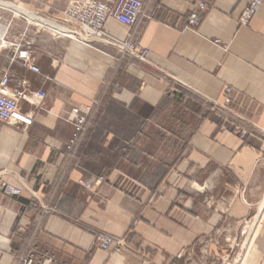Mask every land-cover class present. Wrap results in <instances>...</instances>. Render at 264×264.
<instances>
[{
  "label": "crops",
  "instance_id": "crops-1",
  "mask_svg": "<svg viewBox=\"0 0 264 264\" xmlns=\"http://www.w3.org/2000/svg\"><path fill=\"white\" fill-rule=\"evenodd\" d=\"M246 5L146 0L135 26L106 24L146 55L51 34L31 51L40 73L17 54L0 64L33 118L0 122V264L32 249L57 264H264V5L241 26ZM74 109L90 124L71 153ZM101 233L125 247L101 249Z\"/></svg>",
  "mask_w": 264,
  "mask_h": 264
},
{
  "label": "built area",
  "instance_id": "built-area-1",
  "mask_svg": "<svg viewBox=\"0 0 264 264\" xmlns=\"http://www.w3.org/2000/svg\"><path fill=\"white\" fill-rule=\"evenodd\" d=\"M146 0H73L68 3L62 11V19L56 23L65 30L74 34L77 40L96 41L107 40L115 45H120L124 50L131 51L134 55H146L147 50L139 45H134L128 42L119 43L109 40L106 31V24L110 18L117 20L128 26H135L142 17H145ZM264 5V0H247V5L243 9L239 23L241 26H249L257 14L259 8ZM200 9L205 8L204 3L199 4ZM200 14L194 12L189 17V24L196 26L199 23ZM69 27H67V26ZM53 31H55L53 29ZM56 33L58 31H55ZM59 33V32H58ZM65 35L64 33H60ZM91 39V40H87ZM17 56L23 60L25 64L34 72L40 73L39 66L32 61L31 51L22 49L17 46ZM14 60V58L12 59ZM227 91H230L228 88ZM23 93L14 91L11 88V77L7 72L0 77V122L12 126H31L33 122L32 116L24 112L19 105L20 96ZM35 95L44 99L46 92L39 91ZM89 112H81L74 109L68 120L73 125V131L68 139L66 149L69 152H75L76 148L84 138L90 124ZM249 131L245 128L240 129L239 135L245 138ZM101 182V179H99ZM7 193H13L14 190L9 186ZM97 244L101 249L111 250L115 248L121 250L125 247V239L118 238L109 233H101L97 237ZM21 264H57L54 255L48 252H39L37 249L30 250L21 259Z\"/></svg>",
  "mask_w": 264,
  "mask_h": 264
},
{
  "label": "rangeland",
  "instance_id": "rangeland-1",
  "mask_svg": "<svg viewBox=\"0 0 264 264\" xmlns=\"http://www.w3.org/2000/svg\"><path fill=\"white\" fill-rule=\"evenodd\" d=\"M0 2L21 7L27 11L35 13L36 15V17L30 21L23 14L17 15L13 8L0 5V25L6 28L4 35L5 43L4 45H0V64L4 67H6L8 62L13 59L14 55H16L17 46H21L22 49H29L30 51H39L38 49L45 44L44 39L49 35L54 34L55 36H65L58 32L56 33L52 29L43 25L44 20L51 21L52 23H58L57 21L62 19V15L50 16L44 12L35 11L29 8V5L33 6L36 2H38L37 5H42L43 0H0ZM36 23H40L42 25ZM65 31L66 30L64 28L63 30H60L61 33H64ZM3 125L12 126L7 124ZM8 187L9 186H6L5 189L7 190ZM6 190L5 192L7 193Z\"/></svg>",
  "mask_w": 264,
  "mask_h": 264
},
{
  "label": "bare ground",
  "instance_id": "bare-ground-1",
  "mask_svg": "<svg viewBox=\"0 0 264 264\" xmlns=\"http://www.w3.org/2000/svg\"><path fill=\"white\" fill-rule=\"evenodd\" d=\"M0 5L13 8L15 10V13L17 15L23 14L30 21H32L34 19V17H36L33 12L27 11V10L21 8V7L9 5V4H4V3H1V2H0ZM43 25L47 26L48 28H50L52 30L54 29L55 31L60 30V29L56 28L51 21H48V20H44V24ZM56 25L58 26V24H56ZM5 31H6V28L0 25V45H4V43H5V40H4ZM64 34L67 35V36H69V37H73L74 39L76 38V36H74V34H72L71 32H69L67 30L64 32Z\"/></svg>",
  "mask_w": 264,
  "mask_h": 264
}]
</instances>
